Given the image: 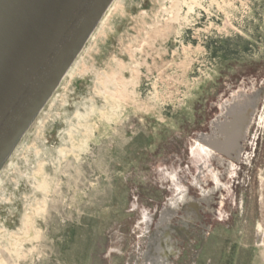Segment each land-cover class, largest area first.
<instances>
[{
  "label": "rangeland",
  "instance_id": "374dc122",
  "mask_svg": "<svg viewBox=\"0 0 264 264\" xmlns=\"http://www.w3.org/2000/svg\"><path fill=\"white\" fill-rule=\"evenodd\" d=\"M0 264H264V0H115L0 168Z\"/></svg>",
  "mask_w": 264,
  "mask_h": 264
},
{
  "label": "water",
  "instance_id": "95a60500",
  "mask_svg": "<svg viewBox=\"0 0 264 264\" xmlns=\"http://www.w3.org/2000/svg\"><path fill=\"white\" fill-rule=\"evenodd\" d=\"M113 0H0V168Z\"/></svg>",
  "mask_w": 264,
  "mask_h": 264
},
{
  "label": "bare ground",
  "instance_id": "6f19581e",
  "mask_svg": "<svg viewBox=\"0 0 264 264\" xmlns=\"http://www.w3.org/2000/svg\"><path fill=\"white\" fill-rule=\"evenodd\" d=\"M115 0H113L114 2ZM113 2L110 4V6L107 8V10L105 11L104 15L102 16L101 20L99 22H103V20L105 19L107 13L109 12L110 8L112 7ZM67 73V72H66ZM66 75V74H65ZM64 75V76H65ZM63 76V77H64ZM63 79V78H62ZM234 99H237L236 96H234ZM238 102V101H237ZM226 104H224L225 106ZM222 109V105L220 106ZM227 109V113L230 114V117L227 116V123L226 124H215L216 126L218 125V127L221 130V135L223 137H221L222 139L220 140V142L216 139L215 141H212L211 143H208V145H211L213 147L214 150H216V148L218 149H223L225 151L229 152V148L231 147L232 143L234 142L233 139L236 138V136L239 134L243 135L244 134V130L241 131V122L245 119L243 117V114L245 113L244 111H242L241 109H239L238 105H233V103L229 106H226ZM225 108V109H226ZM233 138V139H232ZM207 141V140H206ZM236 145L238 143L234 142Z\"/></svg>",
  "mask_w": 264,
  "mask_h": 264
}]
</instances>
